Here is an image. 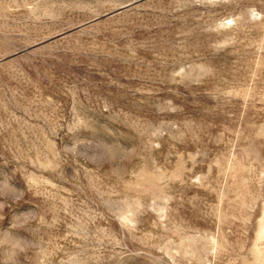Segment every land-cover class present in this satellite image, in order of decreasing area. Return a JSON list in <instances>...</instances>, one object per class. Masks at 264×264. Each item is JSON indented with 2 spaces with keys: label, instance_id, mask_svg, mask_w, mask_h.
Wrapping results in <instances>:
<instances>
[{
  "label": "rangeland",
  "instance_id": "374dc122",
  "mask_svg": "<svg viewBox=\"0 0 264 264\" xmlns=\"http://www.w3.org/2000/svg\"><path fill=\"white\" fill-rule=\"evenodd\" d=\"M0 264H264V0H0Z\"/></svg>",
  "mask_w": 264,
  "mask_h": 264
}]
</instances>
